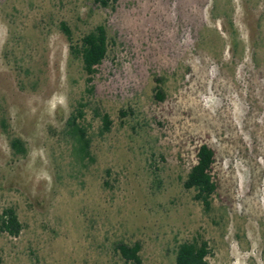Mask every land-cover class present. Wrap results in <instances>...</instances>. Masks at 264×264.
<instances>
[{
    "label": "rangeland",
    "instance_id": "374dc122",
    "mask_svg": "<svg viewBox=\"0 0 264 264\" xmlns=\"http://www.w3.org/2000/svg\"><path fill=\"white\" fill-rule=\"evenodd\" d=\"M61 22L73 40L105 25L90 82ZM202 143L215 155L208 210L182 185ZM7 207L22 229L0 233V264H122L119 242L140 244V264H174L193 239L208 264H264V0H0Z\"/></svg>",
    "mask_w": 264,
    "mask_h": 264
},
{
    "label": "trees",
    "instance_id": "16d2710c",
    "mask_svg": "<svg viewBox=\"0 0 264 264\" xmlns=\"http://www.w3.org/2000/svg\"><path fill=\"white\" fill-rule=\"evenodd\" d=\"M102 8L115 9L117 0H95ZM59 29L68 41L70 54L74 58H79L82 70L86 74V81L90 82L96 67L105 59L108 49L107 34L105 25L99 24L93 29L84 33L78 40H73L69 27L61 22ZM77 117L82 113L79 110ZM101 115L100 134L110 129L111 120L107 113ZM68 131L77 143V152L81 159L89 156V139L85 129L76 121V115H72L67 122ZM10 148L15 154L25 155L26 148L23 140L17 137L10 138ZM215 162L214 151L207 144L202 143L195 151V162L189 168L182 183L185 189L194 191V199L199 201L204 210H208L211 205V198L217 189V182L212 173ZM22 224L16 211L12 207L4 208L0 212V233L11 237L19 235ZM140 244H126L119 242L115 245V250L119 253L122 264H140ZM174 264H208L207 257L211 253L208 242L204 239H193L179 243L175 249ZM1 261V258H0Z\"/></svg>",
    "mask_w": 264,
    "mask_h": 264
}]
</instances>
